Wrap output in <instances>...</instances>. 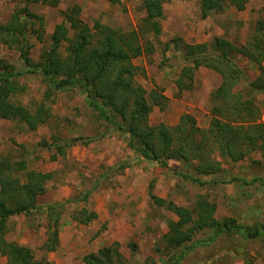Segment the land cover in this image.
I'll return each mask as SVG.
<instances>
[{
    "label": "rangeland",
    "instance_id": "374dc122",
    "mask_svg": "<svg viewBox=\"0 0 264 264\" xmlns=\"http://www.w3.org/2000/svg\"><path fill=\"white\" fill-rule=\"evenodd\" d=\"M198 1L166 0L161 32L157 35L144 32L145 38L142 37V41L147 39L153 45V51L134 59L143 69L135 81L146 90L161 89L167 98L164 108L152 107L150 124L173 125L183 113H189L199 128H206L211 119L210 98L220 83V75L200 67L195 71L191 88L179 91L174 80L183 61L180 53L172 50L174 38L196 43L222 36L241 45L252 34L255 21L264 16V0H248L242 10L231 5L206 17L200 16ZM73 4L80 6L79 17L90 26L97 20L122 30L138 29L145 15L142 0H120L115 4L107 0H61L55 7L30 0H0V22L25 5L43 17L42 40L36 39L34 33L28 40L32 59L37 60L50 43L54 25L62 20L61 12ZM32 26L38 27V20ZM166 42L169 47L163 51ZM2 56L18 64V53L0 44ZM236 62L246 80H253L259 74L257 66L245 57L237 55ZM19 79L25 89L11 99L33 107L43 99L46 84L38 74L23 75ZM254 100L261 113L260 120L264 121V92H256ZM49 105V120L33 130L16 120L0 119V155L25 160L26 170L52 174L46 181L45 191L38 195V208L29 215L16 214L8 221L6 238L29 247L35 259L52 264H84L81 260L84 254L117 243L126 264H144L150 260L165 264L181 250L180 246L166 251L163 237L167 221L175 220L176 215L165 206L156 205L150 193L187 207L203 196L216 204L218 219L227 215L245 225L264 222V149L249 152L237 162L218 157L220 172L198 174L182 162L169 161L166 167L138 159L124 135L109 129L86 105L77 89L54 91ZM53 136L81 137L86 143L78 140L67 147L64 156L51 160L49 155L53 150L42 147L40 140L50 142ZM189 175L204 182H193ZM232 176L254 179L244 185L229 182ZM86 190L91 192L85 198ZM56 202H64L58 227L59 242L55 250H46L42 246L47 238L46 207ZM81 208L94 210L96 218L86 224L76 222L72 214ZM207 235V231L196 233L176 264H264V232L255 238H245L238 232L224 233L206 243L196 242ZM131 243L135 244L133 250ZM4 260L0 255V264Z\"/></svg>",
    "mask_w": 264,
    "mask_h": 264
},
{
    "label": "trees",
    "instance_id": "16d2710c",
    "mask_svg": "<svg viewBox=\"0 0 264 264\" xmlns=\"http://www.w3.org/2000/svg\"><path fill=\"white\" fill-rule=\"evenodd\" d=\"M61 0H30L49 6H57ZM115 4L120 0H107ZM166 0H142L145 10L138 29L122 30L95 20L92 26L80 17V6L73 4L63 10L62 20L50 33V43L37 60L30 54L28 42L31 33L42 40L43 17L31 12L25 5L12 12L0 22V44L18 53V64L0 57V119L16 120L26 129L33 130L45 124L51 116L50 98L54 91L77 89L93 113L114 131L122 133L127 145L138 159L155 161L168 166L169 161L182 162L198 174H213L222 170L221 160L237 162L249 152L264 149V121L255 102V93L264 92V16L253 25V32L241 45L225 37L214 36L209 41L188 43L181 38L172 40V50L179 52L182 66L174 83L177 89H190L195 71L206 67L220 75V83L211 94V119L206 128H199L194 117L183 113L177 123L150 124L148 117L154 105L164 108L166 96L161 89L146 90L136 83L135 77L142 73L134 59L143 53H151L153 45L146 32L157 35L161 32L163 4ZM248 0H199L201 17L221 12L232 5L236 10L246 7ZM34 20L38 27L33 28ZM145 32V33H144ZM169 44H164L168 49ZM240 55L256 65L259 74L246 80L244 71L236 62ZM40 75L46 84L43 99L28 107L11 99L25 89L20 77ZM240 85V87H239ZM81 137L40 140V145L53 150L49 158L64 156L67 147ZM50 150V151H51ZM50 171L26 170V161L0 155V255L3 264H52L35 259L30 248L6 238L8 221L16 214L29 215L38 208L37 198L46 189ZM193 182L203 183L197 176H187ZM254 179V178H253ZM232 176L231 181L248 185L253 181ZM95 186V185H94ZM94 189V187H93ZM91 190L83 192L88 197ZM151 192V191H149ZM150 197L156 205L165 206L174 212L176 219L167 221L163 235L166 251L180 247V252L165 264H176L189 249L188 242L198 232L207 231L205 239L214 240L221 234L238 232L245 238H255L264 232V222L245 225L233 217L215 216L216 204L203 196L197 197L192 207L177 205L153 193ZM64 202L48 204L46 234L42 244L46 250H55L58 245V227ZM97 216L92 209L81 208L72 214L73 220L86 224ZM135 244L131 243V249ZM165 250L164 253L166 252ZM118 251L117 243L102 246L95 252L81 257L84 264H126ZM144 264H154L153 260Z\"/></svg>",
    "mask_w": 264,
    "mask_h": 264
},
{
    "label": "crops",
    "instance_id": "0c3cea01",
    "mask_svg": "<svg viewBox=\"0 0 264 264\" xmlns=\"http://www.w3.org/2000/svg\"><path fill=\"white\" fill-rule=\"evenodd\" d=\"M198 9H199V1H198Z\"/></svg>",
    "mask_w": 264,
    "mask_h": 264
}]
</instances>
